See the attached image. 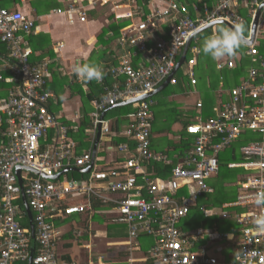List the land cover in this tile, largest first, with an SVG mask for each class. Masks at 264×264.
Returning <instances> with one entry per match:
<instances>
[{
  "label": "built area",
  "instance_id": "built-area-1",
  "mask_svg": "<svg viewBox=\"0 0 264 264\" xmlns=\"http://www.w3.org/2000/svg\"><path fill=\"white\" fill-rule=\"evenodd\" d=\"M163 3L160 11L123 27L120 42L127 41L140 51H146L151 61L147 66L134 68L128 60L121 59L117 67L108 70L113 78L124 77L125 86L115 84L106 89L100 100L94 101L93 132L110 131L109 121L102 117L104 109L120 101L140 99L166 79L176 83L174 70L179 54L198 29L215 21H226L231 25L244 22L239 8H249L253 14L264 0H217L213 9H206L203 16L195 17L179 0H164ZM76 9L71 4L67 11ZM129 15L130 12H126L119 17ZM163 18L167 19L168 40L158 39L148 46L154 23ZM80 19L84 20L83 12H80ZM34 27V21L25 18L20 10L0 6V82L11 86L6 97L0 100V264L29 263L31 235L29 224H21L24 215L29 221L25 210L20 212L22 194L34 228L35 248L31 264H55V231L50 218L90 209L88 204L67 198L76 192L112 203L117 212L114 221L128 226L130 241L137 240L140 233L155 237L149 250L151 264H264V232L256 231L254 225L255 217L264 214V206L255 203V195L264 191V38L255 36L247 46L246 54L252 66L242 81L228 90L229 100L220 103L216 115L186 126L185 131L194 137V146L186 153L183 164L172 167L167 183L150 181L141 165L142 160L164 158L151 151L150 102L141 99L129 115L131 125L127 130L136 141L137 154L132 155L119 146L122 169H93L90 181L97 182L93 186L90 182L78 183L67 178L61 182L56 178L71 166L88 165L93 156L90 151L75 154L76 145L68 135V127L47 108L54 97L53 92L45 88L47 63L30 62L32 50L26 38L33 33ZM192 51L194 55L187 57L185 64L189 67V82L195 85L196 79L190 68L195 63L198 49L193 47ZM235 65L231 57L218 63L217 68ZM196 105L200 107L201 103ZM50 129L55 131L53 143H47ZM245 131L258 134L260 139L240 146L245 161L229 164L230 168H244L254 173L239 183L242 189L235 201L225 204L226 207H246L248 211L232 215L227 211L222 213L223 218H234L240 233L230 261L223 263L208 255L205 245H197L198 239L204 236L202 229L186 234L179 229L178 223L196 204L200 193L211 191L207 179L218 172V154ZM18 167L19 176L15 173ZM187 184H194L196 191L178 201L177 191ZM208 234L217 238L227 236L217 232Z\"/></svg>",
  "mask_w": 264,
  "mask_h": 264
},
{
  "label": "crops",
  "instance_id": "crops-1",
  "mask_svg": "<svg viewBox=\"0 0 264 264\" xmlns=\"http://www.w3.org/2000/svg\"><path fill=\"white\" fill-rule=\"evenodd\" d=\"M92 1H94L93 4L90 3ZM163 1L147 0L144 5H141L137 0H0L1 7L10 10H20L25 18L34 21V31L32 34L27 35L26 38L32 50L30 59L32 56H36L33 57L34 61L31 62L30 60V62L37 65L43 62L47 63L48 74L45 88L54 94V97L48 102L47 108L60 122L68 127V135L76 145L75 154L79 155L90 151L93 156V160L88 165L83 167L71 166L61 172L56 177L59 181L90 182V185L96 186L97 182L90 181V174L93 169H122L120 166L122 152L117 148L123 146L130 154H137L136 141L127 134V130L131 125L129 115L133 113L141 99H146L150 102L152 113L150 148L153 153L162 155L164 158L151 161L142 160L141 165L150 181L167 183L172 167L183 164L186 153L194 146V137L185 131L186 126L215 116L220 103L229 100L228 90L237 86L245 77L249 67L252 66L246 54L248 45L245 44L240 51L249 62L246 65L245 72L240 73L237 79L232 72L237 64L233 68H217L218 63L231 57L226 56L214 61L211 57L205 56L206 58L202 57V60H200L203 44L201 34L209 31L207 33L209 37L215 33L218 24H224L229 27L225 23L212 25L193 35L186 51L185 45L179 54L180 57L174 70V76L177 79L176 83H170L169 79H166L153 91L140 99L133 98L120 101L116 105L104 109L101 112L102 117L109 121L110 131L109 133L99 130L93 132L91 113L94 111V101L100 100L106 89L112 88L115 84L119 87L125 86L124 77L113 78L108 70L111 67H117L121 59L128 60L134 68L147 66L151 61L146 51H140L136 46L128 44L127 41L120 42L123 27L145 19L149 13L160 11L164 7ZM179 1L188 7L189 14L191 12L189 8L191 7L194 12L193 17L197 15L203 16L206 12L205 10L213 9L217 2V0H210L211 3L209 4V1L207 3V0H204L203 6L198 7V2L202 0ZM188 1L192 3L189 5ZM71 4L77 9L67 11ZM81 5H83L82 9L79 8ZM260 7L261 10L255 33L257 39L264 38V3L257 6L255 13ZM58 9L62 10V12L58 13ZM242 11L250 15V19L244 18L246 20L243 22L247 29L246 40H248L251 37L252 20L255 13L252 14L249 8L240 7L239 13L241 14ZM80 12L84 13L83 21L80 19ZM126 12H130L128 17H119L120 14ZM165 20L167 19L163 18L161 21L154 23V30L149 34L147 41L148 46L153 45L158 39L168 40V24ZM100 36H102L103 41L100 40ZM45 37L49 38V42L43 41L46 39ZM193 47L198 49V53L195 54V63L190 68L196 79L195 85H191L189 82L187 74L189 67L185 64V59L194 55ZM241 52L236 51V57H242ZM38 56H40L39 59H37ZM234 60L237 61L236 59ZM85 63L99 65L104 75L101 81L91 80L98 86L97 88L100 87L101 91H97V96L90 102L92 109L87 112L88 123L81 133L83 137L78 139L79 129L77 130V127L79 128L81 121L84 120V113L81 109L83 102L80 92L75 90V88L72 89L73 87H69L68 84L72 83L74 87L81 89L84 94L88 93L90 81L78 78L72 71L75 65ZM211 67H214L215 72L219 73L218 79L205 75L209 71L208 68ZM105 76L110 77L108 81ZM221 77L222 80L220 79ZM169 89L171 93L167 94L166 92ZM7 91L5 88H0V100L6 97ZM3 92L4 94H1ZM198 102L201 103L200 107L196 105ZM125 106L129 107L130 110L126 111L128 108ZM164 136L167 139H163ZM119 137L125 140L118 142L117 138ZM259 139L258 134L245 131L237 140L218 154L219 166L227 161L225 156L221 157V154L228 151L232 146H236V151L234 152L240 156V159H244L228 161L226 167L231 170H237L234 172L235 180L221 181V186L224 187L221 194L223 195L224 191L229 194L233 191L232 188H236L235 198L222 201L218 206L211 205V201L206 200V203L200 201L201 199L204 201L206 196L215 193L217 190L215 186L216 183L219 184L217 172L207 179V184L211 191L200 193L196 204L190 208L189 212L178 223L179 229L186 234L202 229L204 236L198 239L197 245H205L206 253L216 257L223 263L230 261L235 242L240 239L239 227L228 229L225 226L224 229H220L215 224L207 227L203 223L193 227L191 225L192 219L189 216L191 212L198 211L204 217L216 214L223 218L222 213L225 211L231 215L248 211L246 207H226L225 204L235 201L239 191L242 189L239 183L254 172L244 168H230L229 164L245 161L246 158L239 151L240 146ZM54 141L55 131L50 129L47 143H53ZM80 141L83 142L82 146ZM240 141H242L241 144H239ZM184 143H187V146L184 147ZM131 172L133 171L131 170ZM64 178H67V180ZM138 181L141 180L138 179ZM196 188L194 184L184 185L177 191V200L180 201L182 197L191 196L196 191ZM67 198L75 203L88 204L90 209L84 212L50 218L55 231L53 237L55 264H118L117 257L119 255H125V264H146L148 260L150 263L152 262L149 249L146 250L137 240L130 241L129 235L128 238H109L108 227H110V223L125 225L128 234V226L125 223L114 221L117 212L113 209L112 203L103 202L91 194L77 192L69 194ZM94 202L98 206H94ZM52 211L54 212L53 209ZM234 222L236 223V221ZM211 232L225 233L227 236L225 238L211 237L208 234ZM195 247L197 249V246ZM146 251L149 252L148 256H146Z\"/></svg>",
  "mask_w": 264,
  "mask_h": 264
},
{
  "label": "trees",
  "instance_id": "trees-1",
  "mask_svg": "<svg viewBox=\"0 0 264 264\" xmlns=\"http://www.w3.org/2000/svg\"><path fill=\"white\" fill-rule=\"evenodd\" d=\"M139 3H141V5L143 4H145L146 3V1L147 0H137ZM197 1V0H196ZM203 1L204 0H202V1H200V2H198V4H197V6L198 7H202L203 5ZM208 1H209V4L211 3V1L210 0H207V3H208ZM194 2V1H193ZM192 2H189L188 1V4L190 5ZM190 9V15L193 17L194 16V12L192 11V9H191V7L189 8ZM247 11V10H246ZM241 14H242V16H244V18H246L247 20H249L250 19V15L247 13V12H245V11H242L241 12ZM245 19V20H246ZM217 27H226V25H224V24H218L217 26H216V28ZM30 35V34H29ZM40 35V34H39ZM46 39H44L43 41H48L49 42V38L48 37H45ZM100 40H102L103 41V38H102V36H100ZM43 46H45V45H43ZM42 48V47H41ZM242 48V47H241ZM240 48V49H241ZM240 49H238L237 51H239V52H241L240 51ZM35 52V51H34ZM51 52V51H50ZM236 55H237V53H235V55L234 56H231L232 58H234V59H236L237 61H235V62H237L236 64V68H235V70L234 71H232L233 72V74L235 75V77H236V79H237V76L240 74V73H244L245 72V68H246V65H247V63L249 62L248 61V59L242 54V52H241V55H243L242 57H236ZM206 55H204L203 54V52H202V54H201V56H200V60H202V57L203 58H206L205 57ZM33 57H36V56H32L31 57V62H33L34 61V59H33ZM40 58V56H38L37 57V59H39ZM199 66V65H198ZM200 67V66H199ZM208 70L209 71H207L206 73H205V75H207V76H213V77H215V79L217 78L218 79V75H219V73L217 72H215V70H214V67H211V68H208ZM225 74H227L226 72H225ZM106 77V76H105ZM110 77L109 76H107L106 77V80L108 81V79H109ZM68 86L69 87H73L72 89H74L75 88V90H77L78 92H80L79 94H80V96H81V99H82V102H83V105H82V112L84 113L83 115H84V120H82L81 121V126H79V128L77 127V130L79 129V132H78V139L80 138H82L83 136L81 135V133H82V131H83V129L85 128V126L87 125V123H88V116H87V112H89L92 108L90 107V102L92 101V99L95 97V96H97V91H101V89H100V87L99 88H97L98 86L93 82V81H90L89 82V86H90V89H89V91H88V93L87 94H84L83 92H82V90L81 89H79L78 87H74V85L72 84V83H69L68 84ZM10 85L9 84H6V83H1L0 82V88L1 89H3V88H5V89H7V90H9L10 89ZM5 92V91H4ZM4 92L3 93H1V94H4ZM126 108H128L126 111H129L130 110V108L129 107H127V106H125ZM124 107V108H125ZM116 123V122H115ZM119 125H118V123H117V127H118ZM1 140H2V136H1V132H0V146H1ZM123 140H125L124 138H122V137H119V138H117V141L118 142H120V141H123ZM80 143H81V146L83 145V142L82 141H80ZM242 143V141H240L239 142V144H241ZM183 146L185 147V146H187V143H184L183 144ZM234 151H236V146H232V147H230V149L228 150V151H226L225 153H223V154H221V157H223V156H225V159L227 160V161H225V162H223V163H221L220 164V166H219V171H218V177H219V184L218 183H216L215 184V186H216V191H215V193H213V194H211V195H208V196H206L204 199V201L201 199L200 201L202 202V203H206L205 201L207 200V201H211L212 203H210L211 205H214V206H218V205H220L221 204V202L222 201H225V200H231V199H234L235 198V193L237 192V190H236V188H232V190L234 191H232V192H230L229 194H227V192L226 191H224L223 192V195L221 194V191H223L224 190V187H222L221 186V181H223V180H229V179H233V180H235L234 179V175H235V173L234 172H236L237 170H231V169H228L227 167H226V163L228 162V161H232V160H244V159H240V156H238V154L237 153H235ZM235 153V154H234ZM168 170V169H167ZM170 170V169H169ZM94 204V206H98L95 202L93 203ZM208 204V203H207ZM209 205V204H208ZM22 211H24V209H23V206H22V204L20 203V212H22ZM24 213V212H23ZM191 219H192V221H191V225L193 226V227H196V226H198V225H200L201 223H203L204 225H206L207 227L208 226H213L214 224L217 226V227H219L220 229H224L225 228V226H227V228L228 229H233V228H237L238 227V225L234 222L235 220H234V218L233 217H231V218H229V219H223V218H221L220 216H218V215H210L209 217H204L203 215H202V213H200V212H198V211H194V212H191V214H190V216H189ZM28 222H27V218H26V216L24 215L23 216V218H22V221H21V224L23 225V226H28V224H27ZM141 239V240H140ZM137 241H139L140 242V244L142 245V247H144L146 250L147 249H149L150 250V248H151V246L155 243V237H152L151 235H148L147 233H140V235H139V237L137 238ZM148 251H146V256H148ZM146 264H151L150 263V261L148 260L147 262H146Z\"/></svg>",
  "mask_w": 264,
  "mask_h": 264
},
{
  "label": "clouds",
  "instance_id": "clouds-1",
  "mask_svg": "<svg viewBox=\"0 0 264 264\" xmlns=\"http://www.w3.org/2000/svg\"><path fill=\"white\" fill-rule=\"evenodd\" d=\"M246 31L243 22L233 23L231 27H217L214 34L203 40V54L211 57L214 61L226 56H234L246 42ZM72 71L74 75L85 81H99L104 75L99 65L93 63L77 64ZM255 203L258 206H264V191L255 195ZM254 225L256 231L264 232V214L255 217Z\"/></svg>",
  "mask_w": 264,
  "mask_h": 264
},
{
  "label": "water",
  "instance_id": "water-1",
  "mask_svg": "<svg viewBox=\"0 0 264 264\" xmlns=\"http://www.w3.org/2000/svg\"><path fill=\"white\" fill-rule=\"evenodd\" d=\"M260 10H261V7L256 11L254 17H253V20H252V27H251V37L250 39L246 40L245 42V45H249L253 42V38L255 36V33H256V29H257V25H258V20H259V14H260ZM217 23H225L227 24L229 27H231L232 25L229 24L228 22L226 21H215V22H210L208 24H206L205 26L201 27L200 29H198L193 35L205 30L206 28H209L211 27L212 25H215ZM193 35L188 39L187 41V44H186V47H185V51L188 47V44H189V41L190 39L193 37ZM25 170H28V171H31L33 173H37L36 171H34L33 169H30V168H25ZM19 171H20V168L18 167L16 170H15V173L17 176H19ZM41 176H44L43 174H41ZM21 199H22V202H23V208L29 218V229H30V235H31V252H30V258H29V263L28 264H31V257L33 255V252H34V248H35V237H34V228H33V222L31 220V213H30V210L28 208V205H27V202H26V198L25 196L22 194L21 196Z\"/></svg>",
  "mask_w": 264,
  "mask_h": 264
},
{
  "label": "rangeland",
  "instance_id": "rangeland-1",
  "mask_svg": "<svg viewBox=\"0 0 264 264\" xmlns=\"http://www.w3.org/2000/svg\"><path fill=\"white\" fill-rule=\"evenodd\" d=\"M207 33H209V31H205V32H203L201 34L203 40L208 37ZM166 93L170 94L171 90L169 89ZM163 139H167V137L164 136ZM76 224H78V223H76ZM108 228H109V232H110L109 233V235H110L109 238H123V237H127L128 238V234H127V230H126V226L125 225L117 224V223H110V227H108ZM124 257H125V255H119L117 257L118 264L126 262Z\"/></svg>",
  "mask_w": 264,
  "mask_h": 264
}]
</instances>
